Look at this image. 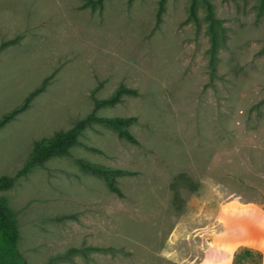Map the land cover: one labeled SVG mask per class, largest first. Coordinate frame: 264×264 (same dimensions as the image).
<instances>
[{
  "label": "rangeland",
  "instance_id": "rangeland-1",
  "mask_svg": "<svg viewBox=\"0 0 264 264\" xmlns=\"http://www.w3.org/2000/svg\"><path fill=\"white\" fill-rule=\"evenodd\" d=\"M190 0H0V116L43 78V92L0 129V175L33 141L70 127L92 95L137 90L96 114L134 116L138 144L101 124L69 156L0 191L16 213L25 264H264V0H210L221 20L214 69L203 8ZM130 171L121 195L77 159ZM93 246L103 247L101 249Z\"/></svg>",
  "mask_w": 264,
  "mask_h": 264
},
{
  "label": "trees",
  "instance_id": "trees-1",
  "mask_svg": "<svg viewBox=\"0 0 264 264\" xmlns=\"http://www.w3.org/2000/svg\"><path fill=\"white\" fill-rule=\"evenodd\" d=\"M103 2L104 0H84L83 5L101 8ZM165 2L166 0H158L157 2V22L161 20V15L165 9ZM199 6L203 8V19L206 22L209 40V67L213 70L219 43V33L222 28L221 20L215 15L210 0H190L188 4V17L193 23H199L197 13ZM14 40L2 42L0 50L12 44ZM49 79L50 76L43 78L39 85L31 90L18 105L0 116V129L29 107L33 98L45 90ZM135 95H137L136 89L123 84H120L105 98H97L92 95L93 109L89 113L75 120L66 129L57 130L50 136L34 140L30 154L15 173L13 175H0V191L11 187L17 178L25 176L35 166L42 165L47 160L55 157L69 156L71 149L79 143V139L84 131L94 124H101L110 128L115 131L118 137L130 143L138 144V140L129 130V126L136 120L134 116L108 117L96 114V110L100 107L114 106L124 96ZM76 163L81 170L100 177L111 192L117 195L122 194L117 180L121 176L130 174V171L80 158L76 160ZM18 240L19 230L16 213L9 206L7 198L0 195V264H25L26 260L18 249ZM93 248L101 249L103 247L93 246ZM262 258L261 252L242 247L233 253L231 264H262Z\"/></svg>",
  "mask_w": 264,
  "mask_h": 264
}]
</instances>
